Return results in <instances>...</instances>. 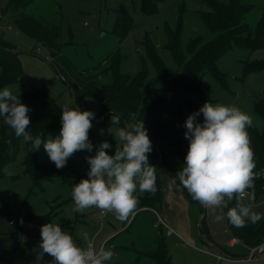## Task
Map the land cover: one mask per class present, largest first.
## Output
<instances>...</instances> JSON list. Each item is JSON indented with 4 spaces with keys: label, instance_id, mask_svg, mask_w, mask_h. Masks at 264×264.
<instances>
[{
    "label": "rangeland",
    "instance_id": "1",
    "mask_svg": "<svg viewBox=\"0 0 264 264\" xmlns=\"http://www.w3.org/2000/svg\"><path fill=\"white\" fill-rule=\"evenodd\" d=\"M12 1L0 0V39L19 50H16V54L23 77L0 88V91L8 87L17 95L23 89L43 88L61 107H72V101L76 106L73 87L66 80L68 72L51 55L46 45L37 43L18 27L11 8ZM243 1L254 6L246 17L251 25H255L264 11V0ZM142 3L143 0H32L24 6L23 11L47 25L61 28L62 53L74 66L94 74L113 64L130 77L145 72L142 91L146 93L161 85L151 56L153 50L167 66L179 73V66L170 49L171 37L178 34L181 48L188 53L193 41L209 43L217 32L209 27L204 16L210 10L207 0H161L150 13L143 10ZM120 11L129 12L134 24L122 36L115 32ZM263 59L264 40L257 49L229 50L218 59V72L203 76L205 94L192 92L189 95L190 105L184 106L181 114L165 113L161 119L179 130L186 139L187 117L206 102L234 105L250 115L253 125L263 131L264 116L256 109V102L264 101V68L248 69L252 63ZM78 108L95 113L90 131L111 136L115 147L122 146L116 133L118 128L124 126L102 124L100 120L104 114L99 102L87 99ZM203 119V114L197 117L198 122L202 123ZM61 127L48 133L44 140L59 136ZM27 131L30 133L29 127ZM155 142L165 151L177 173L184 163L175 149L164 141L155 139ZM27 145L20 137L17 157L4 165L0 176V264H50L53 258L48 254H44L42 259L37 258V249L41 241V226L51 222L59 223L78 247L92 245L99 250L104 242L105 250L113 253L106 264H155L145 252L157 249L160 244L174 264H264V252L248 258L253 252L244 242L229 246L227 241L231 235L224 208L202 210L199 204L191 203L178 181L169 188L173 176L167 171L162 170L166 178L162 183V205L157 204L155 209L145 207V200L141 197L144 192L137 190L136 208L126 220L121 221L116 219L114 213L103 214L96 207L83 212L73 211V188L82 179L88 178L90 165L86 157L94 156V149L91 152L77 151L67 160L65 167L57 169L43 145L33 165H28ZM243 202L251 203L254 212L264 214V196L253 200L246 195ZM163 204L166 206L164 209ZM171 212L181 214L182 222H170L167 215ZM221 215L225 218L218 221L216 217ZM203 216L205 230L222 251L214 250L207 237H202ZM169 228L174 231L172 235L167 234ZM237 237L232 233V239ZM217 254L223 258L219 259Z\"/></svg>",
    "mask_w": 264,
    "mask_h": 264
},
{
    "label": "trees",
    "instance_id": "2",
    "mask_svg": "<svg viewBox=\"0 0 264 264\" xmlns=\"http://www.w3.org/2000/svg\"><path fill=\"white\" fill-rule=\"evenodd\" d=\"M32 0H13L11 8L16 16L18 27L35 39L37 43L46 45L53 57L68 72L66 80L73 87L76 106L81 107L87 99L99 102L103 118L102 124L108 126L111 123V113L120 117V124H134L138 121L144 123L148 136L152 142V151L148 154L149 163L156 167V192L151 194L144 192L141 196L145 200V207L155 209L157 204L162 205L164 191L162 185L161 171H167L176 176L175 169L171 166L166 157L165 151L158 147L156 140L170 144L181 161L184 163L188 152L189 141L184 139L181 132L168 125L161 119L165 113L181 114L183 107L190 105L189 95L192 92L205 94L202 84L203 76L206 73L218 72V59L233 48L257 49L264 40V11L260 20L251 25L247 21V14L254 9V6L243 0H207L210 10L204 13L209 27L217 32L216 37L209 43L199 44L193 41L186 53L179 44V35L171 37L170 49L174 59L179 66V73L167 66L162 58L153 50L151 54L158 75L161 78V85L158 88L142 91L145 80V72L135 77L120 72L114 64L101 70L98 73H87L70 63L69 59L62 53V31L57 25H47L38 18L23 11L24 6ZM161 0H143L145 12L154 11ZM132 16L129 12L118 13L116 29L119 35L125 34L133 27ZM122 38V37H121ZM155 49V48H154ZM264 68V59L255 62L248 67L251 70ZM104 72V74H102ZM103 77H102V75ZM107 75V77H106ZM22 67L19 62L14 46L6 40L0 39V88L20 81L22 79ZM102 77V79H101ZM110 77V78H109ZM107 78V80H103ZM109 79V80H108ZM102 80V81H101ZM20 100L29 111L30 134L45 139L46 135L61 127L62 107L43 88L31 87L23 89L20 93ZM17 94V95H19ZM256 109L264 116V101L256 102ZM135 114V120L132 115ZM250 137V146L254 152L256 178L254 189L246 191L253 200L264 196V177L258 176L257 171L264 169V130L252 125L247 129ZM89 140L93 149L99 147L103 141H107L111 148L105 151L114 155L116 149L114 138L108 135H99L89 131ZM20 151V137H17L14 129L4 123L0 117V176L3 174V167L6 163L13 161ZM38 151L31 150V144L26 147L28 165H33ZM41 170H43L41 168ZM39 170L36 171V174ZM184 193L191 203H200L193 200L192 196L184 188ZM236 200L228 204V208L234 207ZM203 210L204 207L200 205ZM228 208H224L225 215ZM227 218V217H226ZM205 216L202 219L201 235L206 236L208 241L214 243L204 226ZM228 222L230 231L238 235L239 239L251 248L264 244V218L257 223L246 222L244 227H235ZM237 237V238H238ZM204 238V237H203ZM145 254L155 264H174L171 256L160 244L157 249L146 251Z\"/></svg>",
    "mask_w": 264,
    "mask_h": 264
},
{
    "label": "clouds",
    "instance_id": "3",
    "mask_svg": "<svg viewBox=\"0 0 264 264\" xmlns=\"http://www.w3.org/2000/svg\"><path fill=\"white\" fill-rule=\"evenodd\" d=\"M64 105L61 114L59 136L47 140L31 135L27 129L30 118L29 108L20 100V94L5 87L0 91V117L14 129L17 137L31 144V150L38 151L43 145L49 160L57 169L66 166L67 160L77 151L93 150L89 131L93 127L95 113ZM203 114V122L197 117ZM135 120V114L132 115ZM111 123L120 124V117L111 113ZM253 125L250 115L234 105L211 104L206 102L198 111L190 114L186 121L184 136L189 140L184 164L170 178L169 188L179 182L188 193L204 208H228L227 220L235 227H244L246 222L257 223L264 214L254 212L251 203L245 204L246 191L254 189L256 174L254 152L250 146L247 129ZM116 135L122 147L114 155L105 150L111 148L103 141L94 156L86 157L90 170L87 179L75 184L72 191L74 212H83L96 207L102 212H112L116 219L126 220L138 204L137 190L155 194L156 167L151 165L148 154L152 142L144 127L143 120L127 124L117 130ZM223 215L216 219L223 220ZM41 241L37 258L48 254L50 264H106L111 260V250H97L89 245L78 247L70 234L59 223L51 222L41 226Z\"/></svg>",
    "mask_w": 264,
    "mask_h": 264
},
{
    "label": "crops",
    "instance_id": "4",
    "mask_svg": "<svg viewBox=\"0 0 264 264\" xmlns=\"http://www.w3.org/2000/svg\"><path fill=\"white\" fill-rule=\"evenodd\" d=\"M161 177H162V183L164 184V182L166 181V178H165V172H161ZM164 207H166L164 204H163V209H164ZM168 219H169V221L171 222H175V223H181L182 221H181V218H182V216H181V214H176L175 212H174V214H172V212L171 213H169L168 215ZM183 219V218H182ZM167 234H168V232H167ZM229 234L231 235L230 237L231 238H229L228 239V243H230V241L232 240V233L230 232V228H229ZM172 235V234H171ZM237 244H235V245H232L231 247H234V246H236ZM230 246V245H229ZM249 247V246H248ZM101 248H103V249H105V246H104V242L102 243V245L100 246V248L99 249H101ZM248 249H250L251 250V252H253V251H256V248H251V247H249Z\"/></svg>",
    "mask_w": 264,
    "mask_h": 264
},
{
    "label": "built area",
    "instance_id": "5",
    "mask_svg": "<svg viewBox=\"0 0 264 264\" xmlns=\"http://www.w3.org/2000/svg\"><path fill=\"white\" fill-rule=\"evenodd\" d=\"M257 173H258V176H263V177H264V169H262V170H258ZM245 196H246V194H245ZM103 214H105V212H103ZM162 222H163V221H162ZM164 224H165V223H164ZM165 225H166L167 227H169L167 224H165ZM167 232H168L169 235H171V234L174 233V231H173L172 228H169ZM240 241H241V240H240L239 238H233V239L230 241L229 245H230V246L235 245V244H237V243L240 242ZM262 246H264V245H262ZM262 246L256 247V250H257L258 248L262 247ZM217 257H218L219 259H222V258H223V256H222L221 254H217Z\"/></svg>",
    "mask_w": 264,
    "mask_h": 264
},
{
    "label": "water",
    "instance_id": "6",
    "mask_svg": "<svg viewBox=\"0 0 264 264\" xmlns=\"http://www.w3.org/2000/svg\"><path fill=\"white\" fill-rule=\"evenodd\" d=\"M17 49H15V51H16ZM17 51H19V50H17ZM74 100H75V98H74ZM204 217V216H203ZM203 219V218H202ZM202 219H201V225H202ZM210 244H211V246H212V248L214 249V250H217V251H222L221 250V248L218 246V245H216L215 243H212V242H210V241H208ZM261 252H264V246H262V247H260V248H258L256 251H253V254H251L248 258H250V257H252V256H255V255H257V253H261ZM233 259H238V258H234V257H232Z\"/></svg>",
    "mask_w": 264,
    "mask_h": 264
}]
</instances>
